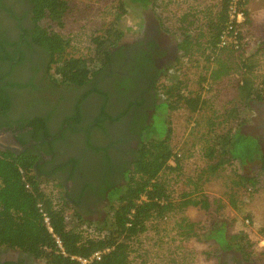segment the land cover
Masks as SVG:
<instances>
[{"label": "trees", "instance_id": "obj_1", "mask_svg": "<svg viewBox=\"0 0 264 264\" xmlns=\"http://www.w3.org/2000/svg\"><path fill=\"white\" fill-rule=\"evenodd\" d=\"M33 13V40L49 53L54 73L62 82L83 85L89 81L94 71L101 69L111 61L112 50L122 39L123 31L119 20L131 9L156 7L158 0H117L113 9L117 14L114 20L104 24L91 38L93 51L88 56H72L68 53L71 39L54 30L52 26H63L64 18L71 10L68 0H29ZM229 0H219L217 11L206 12L204 37L192 33L189 25L194 24L198 14L204 10H190L184 13L178 34V58L182 62L190 60L196 53L205 54V73L199 82L212 84L221 80L232 71L253 70V58L264 44L249 56L245 55L243 45L217 47L220 32L227 19ZM247 14V9L245 10ZM195 25V24H194ZM134 30L138 25L134 23ZM202 38H204L202 40ZM240 51V52H239ZM198 61L197 59H193ZM172 70L165 73L167 81L156 87L165 97L157 105L156 112L165 115L166 124L161 134L156 129L143 138L136 160L129 168L125 185L112 190L108 216L103 221H91L75 213L71 226L68 225L64 196H61V183H56V192L52 194L42 186L34 168V158L0 152V246H7L31 255L39 264H81L78 258L90 259L102 251L100 259L89 264H132L131 253L141 242V235L148 231L149 222H164L176 211L182 212L188 206H197L207 215L216 218L208 225L182 215L176 222L178 235L183 241L191 237L214 241L218 251L233 250L251 262L264 263V247L259 251L247 232L230 231V223L225 218L226 204L221 199L210 198L200 187L213 177L220 176L229 168V203L237 208L238 192L256 191L264 175V153L256 137L233 126L236 113L241 106L249 107L253 100H264V80H255L248 72L239 80L235 98L240 104H233L214 122L208 119V130L201 136L204 158L202 166L192 179L194 187L183 190L176 200L173 189L161 178L164 172L176 173L180 177L182 158L177 156L170 145L171 122L168 113L171 110L185 108L196 115L195 126L201 125L202 111L211 105V99L200 98L186 91L187 82L182 71ZM171 161L174 164H171ZM236 164H239L238 167ZM23 170V172L20 171ZM177 180V178H176ZM199 193V194H198ZM63 202H62V199ZM43 213L49 218L48 228ZM209 218V217H208ZM85 222V223H84ZM60 241V244L58 243ZM262 263V264H263Z\"/></svg>", "mask_w": 264, "mask_h": 264}, {"label": "flooded vegetation", "instance_id": "obj_2", "mask_svg": "<svg viewBox=\"0 0 264 264\" xmlns=\"http://www.w3.org/2000/svg\"><path fill=\"white\" fill-rule=\"evenodd\" d=\"M149 27L131 42L121 39L107 66L74 85L56 77L49 53L33 40L30 1L0 0V152L33 157L39 180L61 183L64 202L87 220L107 218L110 194L127 182L162 103L156 87L176 64V49ZM251 105L253 125L242 132L264 153V100ZM222 253L221 264H251L239 252ZM0 264L39 263L0 246Z\"/></svg>", "mask_w": 264, "mask_h": 264}, {"label": "rangeland", "instance_id": "obj_3", "mask_svg": "<svg viewBox=\"0 0 264 264\" xmlns=\"http://www.w3.org/2000/svg\"><path fill=\"white\" fill-rule=\"evenodd\" d=\"M117 0H68L71 10L64 18V25H54L52 28L65 37L71 39V44L68 53L72 56H88L92 54L93 44L92 36L104 25L116 17V10L113 9ZM157 6L152 5L146 9H131L128 13L123 15L119 20V27L123 31L122 42H131L136 39L137 33L146 35L151 28L149 23L157 27V38L160 39L163 46H169L176 49L171 62H175L169 68L172 70L176 65V70L182 71L186 78V91L191 95L200 98L211 99V105L202 111L201 125L195 126L196 115H191L185 108L171 110L168 113V118L171 122V140L170 145L173 151L182 158V169L180 177L176 173L164 172L161 176L173 189V194L176 200H179L178 195L183 190H190L194 187L192 179L196 172L205 164L202 157L201 150L203 149V141L201 136L208 130V117L212 116L214 122H218L216 117L224 112L233 104L240 105L235 98L236 86L239 80L244 75L249 73L255 77V80L260 82L264 80V50L253 58V70H246L241 68L240 72L232 71L230 74L224 76L218 82L212 84L209 81L199 82V78L205 73L204 65L205 54L196 53L190 60L180 63L178 58V43L179 32L182 23L180 19L184 13L190 10H204V13L198 14L200 20H196L194 24L189 25L192 33L202 34L204 37V23L206 22V12L215 11L218 6V0H158ZM145 17V18H144ZM148 20V21H147ZM138 27L134 30V23ZM149 22V23H148ZM243 47L246 56L252 54L258 47L264 44V31L262 28L256 33L247 31L246 25H243ZM204 38H202L203 40ZM240 52V51H239ZM193 59H197L195 61ZM99 70V69H98ZM96 70V71H98ZM92 75L95 74V72ZM166 73V71H165ZM167 78L164 77L160 85L165 83ZM157 98L163 100L165 98L161 92L156 91ZM251 104V103H250ZM240 114V118H236L231 123L233 126H239L241 131H249L252 128L251 118L255 114L254 107L241 106L238 111L232 112V117L235 114ZM166 115V114H165ZM163 113H157L153 116V124L146 131L148 134L150 130L156 129L159 133H163L165 129V122ZM248 123V124H246ZM246 124V125H245ZM171 164H174L171 161ZM238 167L239 164H236ZM232 169L229 168L220 176L213 177L209 181L203 183L200 189H203L210 198L216 197L222 200L226 207L224 209L225 218L230 223V231L236 232L244 230L248 233L250 238L256 242V249L259 251L264 247V175L261 178L259 188L256 191L250 192L241 190L238 192L237 208L229 203L228 186L230 183V175L233 174ZM177 178V180H176ZM56 182L54 179L42 180V186L51 194L56 192ZM54 190V191H52ZM199 194V193H198ZM61 196L62 189H61ZM62 199V198H61ZM63 202V199H62ZM66 216L68 225L71 226L75 218L74 212L66 208ZM182 215H187L193 220L203 221L204 225H208L211 220L218 216L215 213L213 216L207 215L205 210L199 209L197 206H188L182 212L176 211L171 214L164 222H149L148 231L141 235L140 245L131 253L132 264H221V261L227 258L222 251H218L214 241L198 240L190 238L183 241V237L179 236L176 222ZM209 217V218H208ZM85 223V222H84ZM251 262V261H249ZM263 262L256 261L251 264H262ZM264 264V263H263Z\"/></svg>", "mask_w": 264, "mask_h": 264}, {"label": "built area", "instance_id": "obj_4", "mask_svg": "<svg viewBox=\"0 0 264 264\" xmlns=\"http://www.w3.org/2000/svg\"><path fill=\"white\" fill-rule=\"evenodd\" d=\"M248 0H229L227 7V19L225 26L219 35V40L217 43V47L224 46H233L234 48H239L242 44V36L241 31L243 24L246 21V7ZM23 172L22 169H20ZM44 220L50 228L49 218L46 213H43ZM60 244V241L58 240ZM102 251L95 252L90 259L78 258L81 261V264H89L93 259H100Z\"/></svg>", "mask_w": 264, "mask_h": 264}, {"label": "crops", "instance_id": "obj_5", "mask_svg": "<svg viewBox=\"0 0 264 264\" xmlns=\"http://www.w3.org/2000/svg\"><path fill=\"white\" fill-rule=\"evenodd\" d=\"M246 9V21L243 25H246L247 31L253 34H257L259 31H256L260 28L264 31V0H248ZM208 17L210 18V15Z\"/></svg>", "mask_w": 264, "mask_h": 264}]
</instances>
